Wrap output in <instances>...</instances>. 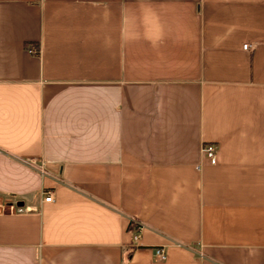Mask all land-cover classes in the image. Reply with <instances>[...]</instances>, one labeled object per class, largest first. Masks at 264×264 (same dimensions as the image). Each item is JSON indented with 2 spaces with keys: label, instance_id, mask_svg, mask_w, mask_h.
<instances>
[{
  "label": "crops",
  "instance_id": "1",
  "mask_svg": "<svg viewBox=\"0 0 264 264\" xmlns=\"http://www.w3.org/2000/svg\"><path fill=\"white\" fill-rule=\"evenodd\" d=\"M0 264H264V0H0Z\"/></svg>",
  "mask_w": 264,
  "mask_h": 264
},
{
  "label": "built area",
  "instance_id": "2",
  "mask_svg": "<svg viewBox=\"0 0 264 264\" xmlns=\"http://www.w3.org/2000/svg\"><path fill=\"white\" fill-rule=\"evenodd\" d=\"M244 49L248 50V49H252V46L250 44H244ZM202 152L204 154L207 155V157L211 160V161H215V154H216V146L214 144H204L202 146ZM33 165H36V162H32ZM40 171L42 174H46L45 169L40 168ZM48 193V196L45 198V201L47 202H51L54 200V194L52 191H48L46 192ZM8 210L10 212H21L23 211L22 208L17 207L15 205H10L8 207ZM131 224H132V230H133V240H134V244H138V242L140 241L142 234L144 232V230L146 229V225L144 224V222L138 218H131ZM156 257L161 260L164 261L166 259V254H165V250L164 248H158L156 249Z\"/></svg>",
  "mask_w": 264,
  "mask_h": 264
},
{
  "label": "water",
  "instance_id": "3",
  "mask_svg": "<svg viewBox=\"0 0 264 264\" xmlns=\"http://www.w3.org/2000/svg\"><path fill=\"white\" fill-rule=\"evenodd\" d=\"M24 204L23 203H19L18 206H23Z\"/></svg>",
  "mask_w": 264,
  "mask_h": 264
}]
</instances>
